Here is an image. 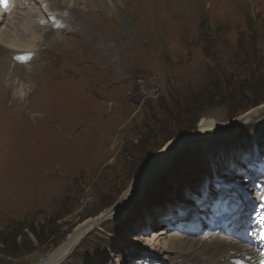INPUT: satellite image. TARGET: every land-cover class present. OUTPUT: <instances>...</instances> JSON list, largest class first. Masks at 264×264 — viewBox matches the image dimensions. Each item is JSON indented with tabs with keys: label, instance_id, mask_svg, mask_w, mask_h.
<instances>
[{
	"label": "rangeland",
	"instance_id": "374dc122",
	"mask_svg": "<svg viewBox=\"0 0 264 264\" xmlns=\"http://www.w3.org/2000/svg\"><path fill=\"white\" fill-rule=\"evenodd\" d=\"M14 2L0 35L28 13L40 38L29 79L0 87V264H45L82 227L60 264H183L178 241L264 217V112L218 128L264 109V0ZM199 126L219 132L120 207Z\"/></svg>",
	"mask_w": 264,
	"mask_h": 264
},
{
	"label": "bare ground",
	"instance_id": "6f19581e",
	"mask_svg": "<svg viewBox=\"0 0 264 264\" xmlns=\"http://www.w3.org/2000/svg\"><path fill=\"white\" fill-rule=\"evenodd\" d=\"M0 7L1 13L9 12L13 14L11 11L13 8H15V2L14 0H6L5 3L4 0H0ZM21 18H23V20L19 25L21 27V30H19L20 33L11 31V28L13 26H9V29L5 28L0 35L1 88L6 86L5 82L9 81L8 79H14L15 76H19L20 79L21 77L27 76L29 79L30 69L34 67L36 62L35 55L29 53V50L31 51V49H33V42L27 39L28 37H30L32 40H37L38 38H40V35L38 34L39 29L37 26V20L33 18L32 14L28 13H24ZM20 20L21 19L18 18L16 23H18ZM1 21L3 22L4 19H1ZM52 33L54 32L50 31V34ZM22 34L23 37L21 36ZM50 34H48V36ZM18 37L20 38V40ZM17 41L19 42L17 43ZM14 45L16 46L14 47ZM25 87L27 86L25 85L24 88ZM6 94L8 99L9 94ZM12 107L13 109L15 107H18V101L15 104V107L14 105H12ZM16 110L19 109L16 108ZM263 112L264 109L262 106L250 111L243 120H235L234 122L227 125L219 123L215 124L216 122L213 121H203L201 125L208 124L209 126L216 127L219 124V130L222 133H228L242 127L244 123L248 122V120H252L257 116L262 115ZM200 126L197 134H194V136L188 137V139H186V141L191 140L188 143V146L190 144L202 141V138L205 136L219 132L218 130L205 131L202 128L201 130ZM176 141H179L181 145L185 142V139H175L174 141L170 142L169 145H173ZM166 148H168L166 149L168 150V152L163 153V156L161 158H158L155 162V165H152L144 175L136 178V182L134 181L135 183L131 186L130 190L124 196L120 207L126 204L130 205L137 198H139L143 194L148 181H150L153 176L157 175L158 172L163 169V167H166L169 164L170 160L173 158V155L181 149V147H174L173 149L169 147ZM120 203L121 202H119V204ZM117 210L118 209H116L115 207V211L113 213L111 211H108L106 213L107 215L105 216L109 217L112 215H116V213L119 212ZM240 224L241 221L240 219H238L236 226H240ZM215 226L216 227H213L214 229H212L211 231L206 230L207 233L205 232L190 237L184 243H180V241H178L177 244L175 243L177 245V249L174 247L176 249V252H183L181 254L179 253V255H177V258L181 260L183 264H264V257L262 255V252L258 247L255 246L254 242L246 244L240 239L237 240L232 233L227 231V229L222 231V229L224 228H221V225ZM261 227L264 228V218L257 217L254 229L260 230ZM82 228L79 229L75 233V235L70 237L69 241L62 248H60L57 253L53 257H51V259L45 264H60L63 258L71 251V249H73L72 247L74 246L75 242H77L83 234L85 229ZM172 242L174 243V241Z\"/></svg>",
	"mask_w": 264,
	"mask_h": 264
},
{
	"label": "water",
	"instance_id": "95a60500",
	"mask_svg": "<svg viewBox=\"0 0 264 264\" xmlns=\"http://www.w3.org/2000/svg\"><path fill=\"white\" fill-rule=\"evenodd\" d=\"M247 115V114H246ZM245 115V116H246ZM245 117H243V118H240V119H237V120H243ZM191 136H194V133H193V135H191ZM190 135H188V136H185L184 138H175V139H185V142L183 143V144H181L180 145V143H179V141H176V142H174V144L173 145H169V143L170 142H172V141H174L175 139H173L172 141H170V142H168V144L164 147V149L163 150H161V152H159V153H157L156 155H155V157H151V160H150V163H149V165H148V167L146 168V170L144 171V172H142L141 174H138L139 176H137L136 175V178L137 177H141L142 175H144L148 170H149V168L152 166V165H155V162H156V160L158 159V158H161L162 156H163V153H165V152H168V150H166V149H168V148H166V147H169V148H171V149H173L174 147H181V149L182 148H184V147H188V143L191 141H186V139H188V137H191ZM177 153V152H176ZM175 155V154H174ZM173 155V156H174ZM155 176H153V178H154ZM152 178V179H153ZM151 179V180H152ZM146 189V188H145ZM145 191V190H144ZM143 191V192H144ZM119 214V212L118 213H116V215H118Z\"/></svg>",
	"mask_w": 264,
	"mask_h": 264
},
{
	"label": "trees",
	"instance_id": "16d2710c",
	"mask_svg": "<svg viewBox=\"0 0 264 264\" xmlns=\"http://www.w3.org/2000/svg\"><path fill=\"white\" fill-rule=\"evenodd\" d=\"M254 86H255V85H253L252 88H251L252 91H253L252 93H257V91H256V87H255V89H254ZM247 88H248V87H247ZM262 90H263V89H262ZM254 101H255V100H254ZM254 101L252 102L253 104L255 103ZM253 104H251V105H253ZM258 104H259V103H258ZM258 104H254V106H256V105H258ZM263 142H264V141H263Z\"/></svg>",
	"mask_w": 264,
	"mask_h": 264
},
{
	"label": "snow or ice",
	"instance_id": "6c2138e0",
	"mask_svg": "<svg viewBox=\"0 0 264 264\" xmlns=\"http://www.w3.org/2000/svg\"><path fill=\"white\" fill-rule=\"evenodd\" d=\"M4 2L6 3V0H4Z\"/></svg>",
	"mask_w": 264,
	"mask_h": 264
}]
</instances>
